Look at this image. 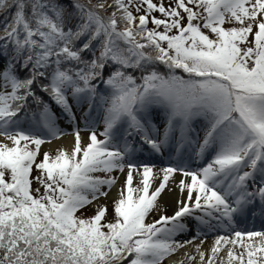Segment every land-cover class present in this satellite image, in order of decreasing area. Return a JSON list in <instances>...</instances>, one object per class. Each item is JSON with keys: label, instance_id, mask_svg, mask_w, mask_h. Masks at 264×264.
<instances>
[{"label": "snow or ice", "instance_id": "snow-or-ice-1", "mask_svg": "<svg viewBox=\"0 0 264 264\" xmlns=\"http://www.w3.org/2000/svg\"><path fill=\"white\" fill-rule=\"evenodd\" d=\"M60 120L72 150L38 159ZM0 137V264H163L218 229L207 264H264V231L235 227L264 216V0H0ZM145 149L168 165L134 163ZM125 170L113 220L78 215Z\"/></svg>", "mask_w": 264, "mask_h": 264}, {"label": "rangeland", "instance_id": "rangeland-1", "mask_svg": "<svg viewBox=\"0 0 264 264\" xmlns=\"http://www.w3.org/2000/svg\"><path fill=\"white\" fill-rule=\"evenodd\" d=\"M154 2H156V0H154ZM165 4L167 5V0H165ZM229 26H238V25H225V27H229ZM250 39H251V37H250ZM77 116H79V113H77ZM95 117H96V112H93V118L95 119ZM21 120L23 121L24 118H21ZM201 123H197L196 127L200 130V135L202 137L203 136V130L201 128ZM22 125H23L22 128L25 131L29 130V128H30V123L29 122L25 121L24 124H22ZM77 126L82 130L81 131V135L86 140L87 136H88V131L83 130L84 129V122L83 121H78V125ZM59 127H60V129L62 130V133H63L61 135V137H69V138H71V140L74 141V135H73L74 126L73 125H71L66 120H60L59 121ZM95 128H96L97 133L99 134V132H101L103 130L102 122L97 121V123L95 125ZM98 138L99 139H103V137L99 136V135H98ZM55 140L56 139H51L50 143L43 144L41 146V149H40V155L44 154V152H50L54 156L56 149L62 148V147H60L58 145H56V146L51 145ZM5 142H7V141H5ZM147 152H148V150L145 149V151L143 152L142 156L138 157V160H139L140 163H146V164L155 165L157 170L159 168H161V167H165V166L168 165L169 158H168L167 155H165L164 157H160V156H154L153 157V156H149ZM38 159H40V158H38ZM210 159H211V156H206L204 159H201V160H193L192 164H189L188 167L190 169H192V170H195L198 167H201V166L205 165L206 163H208ZM126 171L127 170H125V173H123V174H121L119 172H114L112 174V175L118 177L117 184L115 186H113L110 191L107 188L104 189L105 191H109L108 196L107 197H101V199L99 201H96V202H94L93 205H90L91 212L88 214V216L93 214L92 213V209L94 208L96 203L107 204L108 205V214H107L106 219L109 220V221L113 220L112 218L114 216V212H113L112 202L117 197V189H119L124 183L125 176H126ZM95 175L103 176L104 174L103 173H95ZM137 183H138V177L134 178L133 186H136ZM33 185H34L33 187H37L36 184H33ZM169 187L172 188V190L169 191V190L166 189L164 191V193L161 195V197L159 198V201H158L159 205L161 206V212H162V214H165V215H172L174 213V211L177 208V200H178V198H180L179 195H178L180 192H179V190L176 192V190L178 188L175 187V181L174 180L170 182ZM110 192H111V195H110ZM148 219H150V220L159 219V215L156 212H153L152 214L149 215ZM186 219H188V218H186ZM190 228H192V227L190 226ZM192 229L195 231V228H192ZM261 231H264V229H262ZM227 234H229V233H227ZM227 234L223 233V232H217L213 236H211L212 238H207L204 241V243L202 244L201 251L204 252V248H207V246H209L210 243L213 242V239L215 237H217L219 235H227ZM176 239L182 240V236H178V237H176ZM197 243H199V245H200L201 241L199 239H196L194 244L196 245ZM194 244H189V245H187V247L182 249L183 253H184V255H183L184 258L183 259L185 260V264H200V256H199V254H197L195 252V245ZM189 251H192L191 253L193 255H195V259L194 260L188 261L186 259L185 253H190ZM236 251L239 252L240 249H237ZM208 253H205L206 254L205 255V264H207V260H208V256H209ZM226 253H227V249H224L219 254V258H224ZM219 258L216 260L217 262L215 264H219L220 263V259ZM166 260L167 259L164 260V264H166Z\"/></svg>", "mask_w": 264, "mask_h": 264}, {"label": "bare ground", "instance_id": "bare-ground-1", "mask_svg": "<svg viewBox=\"0 0 264 264\" xmlns=\"http://www.w3.org/2000/svg\"><path fill=\"white\" fill-rule=\"evenodd\" d=\"M24 120L22 121V124H24ZM21 124V127H23V125ZM3 140V137H0V141H2ZM5 142V141H4ZM51 145H54V146H56V145H58V146H60V147H62V148H64V149H67L69 152L72 150V147H73V145H74V141L73 140H71V138H69V137H61L60 136V138H58V139H56ZM148 155L149 156H156V155H152V154H150L149 152H148ZM180 179V176L179 175H177V176H175L174 177V181H178ZM178 191V189L176 190V192ZM110 195H111V192H110ZM179 195V197L181 196V194L179 193L178 194ZM179 199V198H178ZM185 222H188L189 223V225L192 227V228H195V222L194 221H191V219L190 218H188V219H186V221ZM235 227H236V229H241L242 227H241V225H236L235 224ZM217 232H223V233H228V232H226L224 229H218V230H216V231H213V232H208L207 230H205V234L204 235H201L198 239L200 240V241H205L207 238H212L211 236H213L215 233H217ZM196 233H195V231L193 230V231H189V232H187V233H185L184 235H181L182 236V240H188V239H191L194 235H195ZM215 239V238H214ZM214 239H213V242L212 243H210V245L209 246H207V248H204V252L205 253H208L209 255H211V253H210V249H211V247H212V245H213V243H214ZM200 243V242H199ZM199 243H197L196 245H199ZM195 245V244H194ZM195 245V246H196ZM238 249V248H237ZM236 249V250H237ZM190 253L192 252V251H189ZM227 254V253H226ZM226 254H225V256H224V258L226 257ZM183 255H184V253H183V250L182 249H180L175 255H173V256H171V257H169V258H167V260H166V264H174V262H176V261H178V260H181V259H183L184 257H183ZM217 262V261H216ZM215 262V263H216ZM220 264V263H219Z\"/></svg>", "mask_w": 264, "mask_h": 264}, {"label": "trees", "instance_id": "trees-1", "mask_svg": "<svg viewBox=\"0 0 264 264\" xmlns=\"http://www.w3.org/2000/svg\"><path fill=\"white\" fill-rule=\"evenodd\" d=\"M93 2H95V0H93ZM167 6V5H166ZM142 14V13H141ZM154 15H156L158 18L160 17V14L159 13H154ZM148 27L149 28H152L153 27V25L151 24V23H149V25H148ZM162 30V29H161ZM161 71H164V69H163V67L161 68ZM177 74L178 75H180V74H182V73H180L179 71L177 72ZM185 78H187V77H185ZM23 116H21V118H22ZM55 155V154H54ZM39 158L40 159H43V154H41L40 156H39ZM38 173H36L35 171L33 172V175H37ZM34 186V185H33ZM33 188H35V187H33ZM41 191H43V189H41ZM91 212V208H90V205L82 212V213H78V215H80V214H82V215H84V216H88V214ZM93 213V212H92ZM113 218H114V216H113ZM112 218V219H113ZM154 219H152V220H150V219H148L147 218V220H146V222H148V223H151L152 221H153ZM125 264H127V261H125ZM163 264H164V262H163Z\"/></svg>", "mask_w": 264, "mask_h": 264}]
</instances>
